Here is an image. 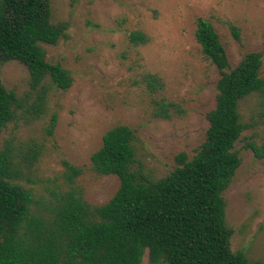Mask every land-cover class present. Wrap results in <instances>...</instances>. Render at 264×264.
Masks as SVG:
<instances>
[{
	"label": "rangeland",
	"instance_id": "obj_1",
	"mask_svg": "<svg viewBox=\"0 0 264 264\" xmlns=\"http://www.w3.org/2000/svg\"><path fill=\"white\" fill-rule=\"evenodd\" d=\"M197 16L212 24L230 67L245 52L260 51L264 78V0H50V21L63 24L65 36L41 46L45 59L66 69L71 80L64 90L47 84L38 117L17 118L0 131V147L7 140L16 153L36 154L15 181L34 198L47 199L58 186L65 188V160L81 168L74 185L82 198L91 205L106 202L118 179L92 171L89 155L100 146L102 133L117 124L134 131L135 156L150 178L166 174L177 152L191 157L203 140L218 76L194 39ZM132 31L145 41H130ZM145 74L155 75L159 85L150 89ZM0 81L28 102L37 92L26 68L13 60L0 65ZM257 101L251 94L239 102L248 126L234 143L240 164L221 196L230 249L264 264V158L242 148L243 136L257 142L264 137ZM162 102L172 103L167 117L154 115ZM52 113L56 118L48 134ZM139 264H150L146 250Z\"/></svg>",
	"mask_w": 264,
	"mask_h": 264
},
{
	"label": "trees",
	"instance_id": "obj_2",
	"mask_svg": "<svg viewBox=\"0 0 264 264\" xmlns=\"http://www.w3.org/2000/svg\"><path fill=\"white\" fill-rule=\"evenodd\" d=\"M229 27L238 40L237 28ZM64 30L50 21V0H0V65L22 64L30 88L37 89L28 102L0 81V131L17 118L31 120L43 112L47 84L69 86L67 70L47 61L41 46L55 44ZM193 36L218 72L214 104L193 155L177 152L166 174L150 178L135 156L134 131L114 125L102 133L89 164L97 174L115 175L118 186L106 202L91 205L74 185L81 168L65 160V188L58 186L47 199L34 198L15 180L36 154L16 153L6 140L0 147V264H139L144 250L150 264H261L230 249L221 196L240 164L234 143L248 126L241 119V99L255 94L264 117L261 52H245L230 67L208 20L195 18ZM128 37L133 43L145 41L141 32ZM145 79L150 89L159 85L153 74ZM171 104L160 103L154 115L167 117ZM55 118L49 117L48 134ZM243 137L242 148L264 158V137L259 142Z\"/></svg>",
	"mask_w": 264,
	"mask_h": 264
}]
</instances>
